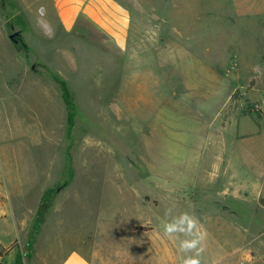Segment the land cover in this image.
Returning a JSON list of instances; mask_svg holds the SVG:
<instances>
[{
  "label": "rangeland",
  "instance_id": "obj_1",
  "mask_svg": "<svg viewBox=\"0 0 264 264\" xmlns=\"http://www.w3.org/2000/svg\"><path fill=\"white\" fill-rule=\"evenodd\" d=\"M112 1L130 23L125 47L87 16L67 28L54 0H0L6 262L58 264L80 249L101 264H160L167 247L183 259V237L163 233L171 207L198 221L220 219L199 222L207 233L201 264H264V192L257 198L256 180L243 202L173 172L184 162L168 154L173 89L182 79L174 73L177 58L167 62L175 46L192 56L199 46L221 45L217 64L209 65L222 77L228 104L211 127L231 130L224 147L233 132L259 137L257 156L264 158V0ZM111 22L106 15L103 24ZM179 125L182 137L212 132L196 121ZM183 139L175 140L180 150L201 142ZM179 181L190 185L175 186Z\"/></svg>",
  "mask_w": 264,
  "mask_h": 264
},
{
  "label": "crops",
  "instance_id": "obj_2",
  "mask_svg": "<svg viewBox=\"0 0 264 264\" xmlns=\"http://www.w3.org/2000/svg\"><path fill=\"white\" fill-rule=\"evenodd\" d=\"M54 6L59 20L67 28H70L78 17L87 16L100 27L109 31L121 47L127 45L130 23L125 10L114 4L112 0H54ZM248 9L252 14L257 13L254 5ZM106 15L111 16L112 19L108 26L103 24ZM221 48V45L213 43L199 46V53L197 54L196 51L192 53V56H188L187 50L181 46H175L168 50L167 62L173 63L172 57L177 58L174 63L175 68L179 71H174V73L175 77L182 79V83L177 84L176 89H173L175 99L173 111L177 116L175 115L173 121L169 123V126L173 128V134L170 135L168 154L170 159H184L180 165L173 164L172 169L176 174L187 175L190 173L192 175L191 185L205 180L204 183L208 186L216 184L215 186L222 197L230 195L237 201L245 202L248 200V195L245 192H251L250 181L256 180L253 187H258L257 198L264 192V158L257 156L259 148L255 144L259 141V137L240 136L233 132L228 134L230 143L224 147L221 144L222 140L225 143L228 141L225 134L231 130L226 127H221V130L211 127V124L221 117L222 111L228 104L225 101L227 92L222 86V77L218 70L209 65L217 64L216 57ZM205 52L208 53V58L201 55L206 54ZM220 60L222 61V59ZM186 63H190V66L188 67ZM187 79L190 81H186ZM182 89L183 92L179 93ZM182 120L196 121L202 127H211L212 132L208 137H204V133L201 131L197 132V135L188 136L185 134L182 137L181 132L178 131ZM187 137L191 140L199 138L200 145L182 147L181 150L177 148L175 140H184L183 138ZM251 174H253L252 179L249 178ZM198 179L200 181H197ZM174 185L182 187L190 184L179 181ZM241 190L244 193L241 194ZM206 219L215 223L220 221L218 216L214 220L210 215L198 222H206ZM230 235L232 238L234 237L233 234ZM213 237L218 240L223 238L219 231H214ZM4 244L5 242L0 237V264H20L19 258L14 259L12 256L9 258L10 262H6L11 247L6 248ZM163 253L167 254L166 263L160 262V264H182V258H178L175 248L167 247ZM58 264H101V262L96 254L77 249L69 252Z\"/></svg>",
  "mask_w": 264,
  "mask_h": 264
},
{
  "label": "clouds",
  "instance_id": "obj_3",
  "mask_svg": "<svg viewBox=\"0 0 264 264\" xmlns=\"http://www.w3.org/2000/svg\"><path fill=\"white\" fill-rule=\"evenodd\" d=\"M166 218L163 233L167 237H183L179 248L184 257L182 264H201V255L204 252V241L207 233L199 227L198 220L187 212L174 214L173 208H166Z\"/></svg>",
  "mask_w": 264,
  "mask_h": 264
},
{
  "label": "trees",
  "instance_id": "obj_4",
  "mask_svg": "<svg viewBox=\"0 0 264 264\" xmlns=\"http://www.w3.org/2000/svg\"><path fill=\"white\" fill-rule=\"evenodd\" d=\"M262 204L264 205V200H262ZM0 253H1V251H0Z\"/></svg>",
  "mask_w": 264,
  "mask_h": 264
}]
</instances>
